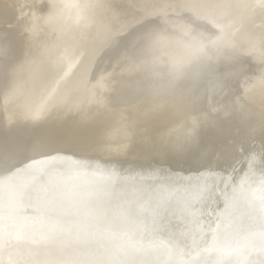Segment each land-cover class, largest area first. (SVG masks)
<instances>
[{
  "label": "bare ground",
  "instance_id": "6f19581e",
  "mask_svg": "<svg viewBox=\"0 0 264 264\" xmlns=\"http://www.w3.org/2000/svg\"><path fill=\"white\" fill-rule=\"evenodd\" d=\"M0 153V264H261L264 0H0Z\"/></svg>",
  "mask_w": 264,
  "mask_h": 264
},
{
  "label": "snow or ice",
  "instance_id": "6c2138e0",
  "mask_svg": "<svg viewBox=\"0 0 264 264\" xmlns=\"http://www.w3.org/2000/svg\"><path fill=\"white\" fill-rule=\"evenodd\" d=\"M251 159H255V157H251ZM16 167L15 163H14V156L10 153H0V171H5V172H11L14 168ZM261 200L262 202H264V181H262V188H261ZM250 198H254L253 194H249ZM0 219H3V217H0ZM9 223H8V231H7V235L9 237V239L15 238V239H20L21 238V234L19 233V231H15L12 228V224H11V216L9 215L8 217ZM230 225L229 223H226L224 225L225 228H228ZM3 232V226H0V233ZM149 244H152L153 241H149ZM161 245H163V242H160ZM261 244L262 247H264V232H262L261 234ZM130 247L133 248V250L137 253H142V254H146L147 253V248L141 244L140 242H137L136 244L131 245ZM229 248V245L227 243V241H225L222 246L220 247V251L221 252H225L227 251ZM236 248H233L232 251H236ZM11 264H19L18 261H12ZM24 264H31L30 261H25ZM144 264H148L147 261L144 262ZM261 264H264V260L261 261Z\"/></svg>",
  "mask_w": 264,
  "mask_h": 264
},
{
  "label": "water",
  "instance_id": "95a60500",
  "mask_svg": "<svg viewBox=\"0 0 264 264\" xmlns=\"http://www.w3.org/2000/svg\"><path fill=\"white\" fill-rule=\"evenodd\" d=\"M248 21H250V20H248ZM248 21H246L245 23L247 24V22ZM245 23H244V25H245ZM239 26V25H238ZM220 28V31H221V26L219 27ZM222 32H223V30H222ZM224 33V32H223ZM249 34H251L250 32H247L245 35H240L239 33H237V31H233V33L231 34V37L230 38H233L232 40H233V42H234V44L236 43V41L238 42V41H240V43H239V46H238V48H235L236 50H234V52L235 53H237L238 51V53H240L241 54V52H242V50L245 48V46H247L248 44L250 45V43H251V47H253V48H251L250 49V51H252V52H256V51H259L257 48H258V45H259V41H258V39H255V38H253L252 36H250ZM225 35H227V34H225ZM247 35H249L250 36V38H248V36ZM237 36H238V38H237ZM252 39V40H251ZM246 44V45H245ZM236 47H237V45H236ZM246 50H247V48H245ZM109 59H110V61H112L113 59H114V56H110L109 57ZM157 60V59H156ZM92 62H93V60L91 61V63H90V65L92 64ZM152 66L154 67V66H158V65H156V64H153L152 63ZM89 67V66H88ZM91 68L89 67V69H88V71L90 70ZM90 72V71H89ZM251 114V113H250ZM255 115V114H254ZM256 116V118L259 120V118L257 117V115H255Z\"/></svg>",
  "mask_w": 264,
  "mask_h": 264
}]
</instances>
